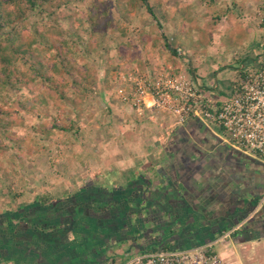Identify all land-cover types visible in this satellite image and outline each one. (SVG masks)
<instances>
[{"label": "rangeland", "instance_id": "374dc122", "mask_svg": "<svg viewBox=\"0 0 264 264\" xmlns=\"http://www.w3.org/2000/svg\"><path fill=\"white\" fill-rule=\"evenodd\" d=\"M229 2L231 8H234V0H148L154 15L162 24L159 28L140 0H58L46 7L49 19L54 20L55 17L59 27L57 31L52 30L47 34L52 43L44 42L33 31L24 29L26 44L32 37L39 40L40 46L38 41L36 46L40 51L35 55L45 63L46 69L57 68L59 79L63 83L58 87V92L64 94L58 102L59 97L54 93L49 94L48 90L29 92L21 86L17 92V100L23 103V107L13 102V111L0 118V214L20 212L22 206L24 211L37 196L51 199L67 195L68 191L70 194L78 190L80 197L82 196L81 201L86 202V208L89 207L86 212L90 216L84 212L88 219L86 229L97 234V243L91 249L82 252L73 250L72 256L70 253L66 254V246L70 243L75 248H80V243H72L74 240L70 239L71 236L64 234L66 237L62 239L65 238L66 241L59 238L65 246L61 251L62 247L54 243L58 240L57 237L47 243V235L53 228L46 227L43 230L41 226L44 224H31V228L42 235L43 239L39 238V241L50 244L40 253L45 264H58L55 256H60V264H96L101 259H105L103 264L107 260L113 264H123L138 250L136 246L145 240L138 235V227L145 224L117 211L123 204L126 206L130 203V207H133L141 198L134 196V191L128 189L127 185L123 193L125 195L115 191L113 186L121 177L113 171L127 164V158L135 156L137 152L141 156L138 161L142 162L149 145H145L146 141L142 140L145 138L142 128L146 124L139 119H148L146 109L136 110L132 103L136 83L153 82L158 78L164 81L169 77L198 80V72L192 73L187 67L191 63L201 69L214 67L217 70L215 75L220 73V76L213 84L218 83V86L212 91L218 97L228 96L238 75L227 68V55L251 49L254 41L259 38V34L254 36V27L259 23L254 15L263 13L261 8L252 9L251 16L245 10L243 19H247L249 24L240 23L228 30V27H224L223 20L217 17L221 18V14L228 9ZM236 4L240 6L241 0H236ZM102 10L106 11L109 21L104 23L101 30H97L94 24L102 18L98 16ZM50 20L49 24L54 22ZM11 27L6 28V33ZM246 31L248 34L253 32V36L249 38ZM162 34L170 48L180 51L179 57L170 54ZM260 47L262 49V45ZM262 53L264 59L263 49ZM19 64L20 62L16 66ZM28 66L24 65L23 70ZM147 70L153 73L151 77H148ZM56 76L57 73L53 74L54 79ZM13 90L17 88L8 91ZM2 101L0 97V110ZM63 106L64 110L61 111L59 108ZM165 113L178 124L176 118L167 111ZM116 160L119 165L114 166L115 170L106 167L105 164L109 165ZM96 162L102 167L95 165ZM100 168H103V178L99 179L97 176L99 180H96L95 174ZM133 172L134 170L131 174ZM90 175L94 180L87 179ZM140 176L144 178L138 172L136 181L133 180L130 184L139 182ZM88 181L101 186V192L93 191L94 187L88 190L82 187ZM80 187L83 192L79 191ZM85 195L89 196L92 203L89 199H83ZM129 195L132 197L131 201L126 199ZM80 197H76V200ZM99 208L105 213L102 222L106 226L95 228L98 224H94L96 218L92 214L93 210ZM2 225L3 228H8L18 224ZM105 228L114 236L104 241L101 234H105L102 231ZM149 229L148 227L146 234H149ZM159 230L173 232L171 224L162 225ZM0 231L10 236V233L3 232L1 228ZM15 234L17 231L14 236H19ZM255 234V231L249 233L248 239L254 242L255 238L264 237L263 232L258 236ZM181 236L182 232L174 238L179 239ZM117 241L122 243L118 247H112L113 242ZM20 247L23 249V245ZM219 248L217 247L218 252ZM8 249L12 251L17 247ZM259 251L264 264V256L261 249ZM60 252H64L67 261L62 259ZM79 257V260H75ZM53 260L55 263H52Z\"/></svg>", "mask_w": 264, "mask_h": 264}, {"label": "crops", "instance_id": "0c3cea01", "mask_svg": "<svg viewBox=\"0 0 264 264\" xmlns=\"http://www.w3.org/2000/svg\"><path fill=\"white\" fill-rule=\"evenodd\" d=\"M233 7L231 8L229 2L228 9L221 14V18L220 16L217 17V19L223 20L224 27H228V30L235 28L240 23H248L247 19H243V17L246 13L252 16V9L261 8L263 12L254 15V19L259 21L254 27V36L259 34V38L254 41L251 49H242L232 53L233 55L228 54L225 60V63L228 64L227 68L239 75L242 73V69L248 65L264 61L262 53V49L264 50V0H241L240 6H237L236 0H234ZM248 35L251 38L253 32ZM246 42L248 46V41ZM260 45H262V49ZM187 67L192 73L198 72V80L204 86L205 93L215 97L216 94L212 90L218 83L213 84L220 73L216 76L217 70L209 66L201 69L198 65L192 66L190 63ZM147 72L148 77L153 75L151 70H147ZM106 109L113 111L112 108L106 107ZM146 116L148 118L146 120H143L142 117L139 118L144 121L143 124H146L142 128L143 137H145L142 140L146 141L145 145L149 144L145 152L146 157L142 162L138 161L141 156L137 152L135 156L127 158V164L121 165L120 169L113 171V173L116 172L121 176L119 181L114 182V189L123 194L127 185L128 189L134 191V196L141 198L133 207H130V203L126 205L131 210L130 214L137 213L141 207H148L149 210H146L145 213L135 216L137 222L140 219L139 221L142 220L145 224L142 227L137 225L143 233L145 229L151 227L147 223L151 216L150 213L155 214L156 212H165V215H162L163 223L159 226L171 224L173 230L180 228L190 230L192 228L195 232L184 234L179 239L167 240V243L157 247H153L152 244L154 243H147L146 240H143L139 242L136 249L143 251L154 248L153 250L158 251L162 250V246H168V249L192 248L215 241L222 232L238 228L237 232L228 239L220 241L216 246V250L217 247H220L218 253L225 264H263L259 249L264 256V237L255 238L256 241L254 242L248 237L251 230L255 231L257 236L262 232L264 234V166L239 154L222 142L218 138L221 132L217 131L215 126L209 128L191 119L184 124H175L170 119V115L165 112L146 110ZM132 145L135 146V143L132 142ZM97 164L102 167L99 162L95 163V165ZM105 165L115 170L114 166L119 165V162L116 160ZM102 170L103 168H100L96 172V180L103 178ZM132 170L134 172L131 174ZM138 172L144 178L140 176L139 182L135 185L134 183L130 184L134 182L133 180L136 181L135 176ZM87 179L94 180L91 175ZM82 187H86L87 190L94 187L95 190L93 191L101 192V186L89 183V181L85 182ZM79 191L83 192L81 187ZM77 194H79L78 190L70 194L68 191L67 195H63ZM131 198L130 195L126 197L129 201L132 200ZM126 206L123 204L121 208L124 210L127 208ZM85 224L74 222L72 224H53L55 228L48 233L47 243L48 241L51 242L52 238L66 237L64 234H67L71 236L70 239L74 240L72 243L78 242L81 247L75 248L68 243L66 254L70 253L74 256L73 250L82 252V250L91 249L94 246L93 239L97 242V234L86 229ZM0 226L2 229L3 225L0 224ZM95 228L97 227L95 226ZM105 230L104 232L108 234L107 228ZM32 232L34 233L29 238L18 239V244L22 240L24 242L30 240V243L33 239L37 241L35 238H38L39 234L34 230ZM255 235H251V237ZM7 236L0 231V264L9 262L14 264H45L40 257L41 255L31 253V256H25L22 247L19 248V252L17 249H12L13 245L11 246ZM81 239L82 241H80ZM62 240L66 241L65 238ZM54 243L62 247L61 251L65 247L63 242L59 240ZM48 245L50 244H46V247ZM7 247L12 251H9ZM33 251L37 250L33 248ZM4 252L6 256H4ZM59 255H62L63 260H68L64 252H60ZM55 258L56 262L59 261L58 264H60V256H55ZM79 259L80 257L75 260ZM104 261L105 259H101L96 264H103ZM108 261L104 264H107ZM52 263L55 261L53 260ZM85 264L93 263L87 262Z\"/></svg>", "mask_w": 264, "mask_h": 264}, {"label": "trees", "instance_id": "16d2710c", "mask_svg": "<svg viewBox=\"0 0 264 264\" xmlns=\"http://www.w3.org/2000/svg\"><path fill=\"white\" fill-rule=\"evenodd\" d=\"M54 1L58 0H0V97L3 99V106L0 110L1 119L13 111L11 108L13 102H17L19 107H23V103L18 102L17 100V92H19L21 86H24L29 92L48 90L49 94L54 93L59 97L58 102H60V99L63 98L64 93L58 92V87L62 86L63 83L60 81L61 79H59L57 68L52 67L51 69H46L45 63L35 55L37 51H40V49L37 48L40 46L39 40H36L34 37H32L29 43L26 44L25 40L27 37L24 34V29L27 28L28 31H33L38 39H41L44 42L48 41L52 43V39H49L47 34L51 33L52 30L57 31L59 27L56 23L55 17L54 20L49 19V15L46 13V7ZM140 1L143 3L146 11L154 19L156 26L161 28L162 24L154 15L152 8L148 4V0ZM211 1L212 0H210V2ZM98 16H101L102 18L100 21L97 20V23L94 24V28L101 30L104 26V23L109 21V17L107 16L105 10H102ZM48 20L54 22L49 24ZM10 26H12L11 29L6 33V28ZM17 26L18 28H16ZM162 37L165 46H167L168 50H170V54L173 57H179L180 51L170 48L166 42L167 40L164 34H162ZM36 41H38V46H36ZM18 62H20V64L17 67L16 65ZM24 65H29L26 70H23L22 68ZM55 73H57L56 79L53 78V74ZM14 87H16L17 90L10 92L8 91ZM59 109L63 111L64 106L60 107ZM80 195V193L72 196L60 195L54 196L51 199L46 196H37V198L34 200L36 202L32 201L29 206L24 208V211H22V207H24L22 206L20 207L21 209H19L20 212L9 211L5 214H0V224H18L15 225V227L14 225H11L12 227L9 226L8 228H2L1 230L3 232L10 233V236L7 234L9 243L11 246L13 245V247H17V252H19L21 249H19V247L23 245L22 252L23 250L25 251V256L28 254L31 256V253L40 255L42 250L46 248V243L39 241V238L43 239L42 235H39L38 238H35L37 241L33 239V241L36 242L35 245H33V241L30 243V240H27L29 242H24L22 240L19 241L20 243L18 244L17 240H20L22 237L29 238L31 234L34 233L32 232L34 228H31V224H44L41 226L43 230L46 227L49 229L50 227L55 228L53 224H72L73 222L77 224H87L88 219L84 216V212L87 214V216H90L86 212L89 207H85L86 202L81 201L82 196L80 197ZM48 196L50 197V195ZM78 196L80 198L76 200V197ZM83 197V199H89L88 195ZM89 201L92 203L90 199ZM120 210L121 208L117 211L119 214L122 213ZM146 210L147 209L145 207H141V210L137 213L130 214V218L139 216ZM103 215H105V213L103 210L101 211L100 208L98 210H93L92 217L96 218L94 224H96V222L98 224L96 227L101 228L104 225L106 226L105 222H102V220H104V218H102ZM46 222L49 223L47 224ZM113 227L116 231V227ZM15 231H17L19 236H14ZM50 231L53 230L50 229ZM102 231L106 230L103 229ZM144 234L145 233L139 229L138 235L145 238ZM107 236L113 237L114 235L108 233ZM108 239L109 238H107V240ZM123 239L124 241L126 240L125 237ZM92 243L95 244L97 242L95 239H93ZM121 243L122 242L119 243L118 241L114 242L112 244L114 246L112 247H117ZM157 246L160 245H156L155 247ZM33 248L37 251H33ZM168 248V246H162V250H169ZM19 255L21 257L20 253Z\"/></svg>", "mask_w": 264, "mask_h": 264}, {"label": "built area", "instance_id": "2783aa9c", "mask_svg": "<svg viewBox=\"0 0 264 264\" xmlns=\"http://www.w3.org/2000/svg\"><path fill=\"white\" fill-rule=\"evenodd\" d=\"M136 84L132 94L136 110L167 111L178 124L191 119L215 126L222 142L264 166V61L243 68L225 97L206 94L199 80L185 77ZM237 230L229 229L215 241L192 248L137 250L123 264H225L216 245Z\"/></svg>", "mask_w": 264, "mask_h": 264}, {"label": "water", "instance_id": "95a60500", "mask_svg": "<svg viewBox=\"0 0 264 264\" xmlns=\"http://www.w3.org/2000/svg\"><path fill=\"white\" fill-rule=\"evenodd\" d=\"M146 209L149 210L148 207ZM150 215L151 216H150L147 223L151 225V227H150L151 229H149V234H146L147 229H145V232H144L145 238H143V239H145L147 243H150V242H151V244L154 243V244H152L154 247L156 245H164V243L168 242L167 240H173L174 236L180 235L181 232H182V235L193 234L195 232L192 230V228L190 230H188L186 228L171 230V231H173L171 233H170V231H168V232L167 231H160L159 227H161V226H159V225L163 223L162 215H165V212H156L155 214L150 213ZM155 243H157V244H155Z\"/></svg>", "mask_w": 264, "mask_h": 264}, {"label": "flooded vegetation", "instance_id": "af4514ba", "mask_svg": "<svg viewBox=\"0 0 264 264\" xmlns=\"http://www.w3.org/2000/svg\"><path fill=\"white\" fill-rule=\"evenodd\" d=\"M126 207H127V206H126ZM121 209H122V210H120V211H122V215H124V213H125L126 215H129V216H130L131 210H130L129 207L125 208V209H127V210H126L127 212L124 211L125 209H124V210H123V208H121ZM117 213H118V212H117ZM124 216H125V215H124ZM252 227H253V225H252ZM99 232H100V231H99ZM251 232H252V230H251ZM100 233H101V232H100ZM106 233H107V232H106ZM106 233H105V234H102V235H104L103 237L105 238L104 241L107 240V238H110V237L107 236ZM220 235H221V234H219V236H220ZM174 237H175V236H174ZM112 238H113V237H112ZM173 239H178V237H177V238H173Z\"/></svg>", "mask_w": 264, "mask_h": 264}, {"label": "clouds", "instance_id": "9594fccd", "mask_svg": "<svg viewBox=\"0 0 264 264\" xmlns=\"http://www.w3.org/2000/svg\"><path fill=\"white\" fill-rule=\"evenodd\" d=\"M237 231H238V230H237ZM237 231H236V232H237Z\"/></svg>", "mask_w": 264, "mask_h": 264}]
</instances>
